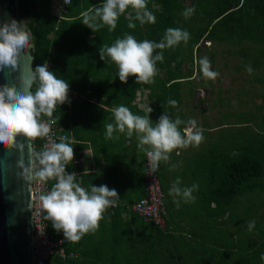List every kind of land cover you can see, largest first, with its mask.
I'll use <instances>...</instances> for the list:
<instances>
[{"label": "clouds", "instance_id": "clouds-1", "mask_svg": "<svg viewBox=\"0 0 264 264\" xmlns=\"http://www.w3.org/2000/svg\"><path fill=\"white\" fill-rule=\"evenodd\" d=\"M64 3L70 6L72 0H64ZM195 12V7H188L182 15L188 19ZM80 16L81 23L93 33L104 27L109 32L114 31L121 16H125L127 27L133 30L137 28V22L141 26L156 23L155 14L148 8V0H101L82 11ZM190 39L189 31L173 27L167 28L159 41H138L126 32L111 46H100L99 54L101 60L117 66L122 83L126 84L129 77H135L137 84H154L158 71L156 65L163 62L164 50L179 47L181 43L186 46ZM35 49L36 38L29 21L0 18V73L6 77L0 83V146L9 157L16 154L12 164L0 160V171L14 172L16 178L24 182L26 200L23 211H30L35 216L39 207L44 219L51 222L58 234H63L64 240L78 242L85 234L99 228L105 211L118 203L120 195L106 184H91L86 189L82 186V178L75 171H68L74 160L73 142L66 135L53 139L51 125L59 120V117L53 119L58 106L70 103V85L49 69L47 61L32 67ZM198 64L206 80H215L219 75L212 70L206 56L201 57ZM246 68L249 73L253 71L251 66ZM168 104L176 106L177 101L169 99ZM112 116L114 123H104L106 139L118 140L119 135L114 133L125 134L127 138L135 134L137 147L146 153L150 173H156L162 162L167 164L174 150L199 146L204 139L195 120L185 121L179 115L173 118L167 111L155 124L150 116L134 114L124 105L112 109ZM181 125L185 127L181 129ZM37 139L47 142L38 148ZM48 181H53L50 189L40 194L37 200L34 186ZM198 190V184L182 186L178 177L168 194L179 207L181 202H194V193ZM247 227L252 231L255 221H249Z\"/></svg>", "mask_w": 264, "mask_h": 264}, {"label": "trees", "instance_id": "trees-1", "mask_svg": "<svg viewBox=\"0 0 264 264\" xmlns=\"http://www.w3.org/2000/svg\"><path fill=\"white\" fill-rule=\"evenodd\" d=\"M153 1L162 6L161 11L154 12L155 24L141 26L137 22V28L133 30L127 27L125 16H121L114 31L109 32L107 27H104L93 33L86 26L77 32L74 28H78L77 22H81L78 21L81 19L80 13L99 4L101 0H72L68 13L60 23L51 15V0H30L36 26L33 32L36 36L33 67L47 61L49 69L70 85V103L58 106L53 117V119L59 117V120L55 121L62 127L66 136L70 137L71 133L77 131L86 108L93 106L89 99L113 95L129 102L141 89L148 91L149 98L157 99L155 107L157 120L164 111L174 118L180 98L179 80L191 78L178 77L181 64L179 56L184 54V49L188 47L191 48L189 50L191 54L201 39L230 43L250 42L261 46L260 57L264 58V0H194L193 7L196 8L197 20H205V25L196 29L189 27L192 28L193 38L188 44L185 46L181 43L179 47L165 49L163 62H157L156 65L157 68H163L174 62V71H167L165 80L158 81L155 78L154 84H137L135 77H129L126 84L122 83L118 77L117 66L100 59L99 48L103 44L111 46L126 32L134 35L138 41L144 39L159 41L167 28H177L173 8L178 0ZM79 32H82V36L77 34ZM50 34L52 37L48 38ZM243 56L245 58L247 52H244ZM242 65H246V60H243ZM169 99L176 100V106H170ZM260 125V134H254L255 136L250 139L243 138L237 155L223 160L219 167H215L214 161L210 162L206 179L207 199L204 204L208 207L212 202L215 208L212 209L211 216H205L204 228H189L190 230L184 232L182 237L172 235L169 228L168 194L161 186L162 192L166 194L163 201L167 214L166 226L160 229L144 222L157 231L150 235L149 241L144 240V254L137 249L135 256L127 264H264V259H261L264 255V229L258 230L259 234L256 236L259 239L258 244L247 236L241 245V241L239 243L232 240L231 235H228L231 232L227 234L223 231V238H216V235L211 234V230L215 228L208 222L214 217L213 224L219 225L217 219L222 213L225 214V211L230 219L237 218L238 214L234 213L239 205H246L248 208L245 213H249L253 202L250 198H245V195L264 192V120ZM35 143L38 148L41 146L40 140H36ZM52 183L53 181L49 182V188ZM143 191L145 195L144 186ZM47 222L53 231L51 222ZM195 224L196 227L202 225L199 221ZM185 235L189 237L185 238ZM66 251L72 252L69 244L66 245ZM135 258L142 260L137 262ZM47 264L82 263L74 258L63 260L53 256Z\"/></svg>", "mask_w": 264, "mask_h": 264}, {"label": "crops", "instance_id": "crops-1", "mask_svg": "<svg viewBox=\"0 0 264 264\" xmlns=\"http://www.w3.org/2000/svg\"><path fill=\"white\" fill-rule=\"evenodd\" d=\"M88 38L90 39L91 35ZM141 90L142 92L138 91L136 97L129 102L113 95L89 99L93 106L86 108L77 131L71 133L74 160L68 171H75L78 177L82 178V186L86 189H89L91 184H106L110 189H116L120 195L118 203L105 211L104 218L95 232L85 234L78 242L69 241L73 258L82 264H127L133 259L137 249L144 254V240L149 241L150 235L157 231L140 220L132 209L133 204L144 195L145 152L137 147L135 134L132 138H127L125 134L114 133L119 135L118 140L106 139L104 128V123H114L112 109L120 105L129 107L134 114L150 116L154 124L157 122V99L149 98L148 91ZM149 108L153 111L149 112ZM194 152L191 158L190 146L186 149H176L171 153L169 162H162L158 169L160 184L167 194L178 177L182 186L199 185V190L194 193V202H181L177 207L173 198L169 194L167 196L169 228L172 230L171 234L178 237L184 236V232L190 230L189 228H204L205 216H211L212 209L215 208L212 202L208 207L204 204L207 199L205 180L210 163L205 161L198 164ZM163 195L165 199L166 194ZM225 215H228L227 211ZM213 218L208 221L211 227ZM222 219L223 213L217 219L219 224L224 223ZM196 221L202 225L196 227ZM216 228H219L222 234L225 227ZM188 237L189 235H185V238ZM134 260L138 262L142 259Z\"/></svg>", "mask_w": 264, "mask_h": 264}, {"label": "rangeland", "instance_id": "rangeland-1", "mask_svg": "<svg viewBox=\"0 0 264 264\" xmlns=\"http://www.w3.org/2000/svg\"><path fill=\"white\" fill-rule=\"evenodd\" d=\"M193 1L178 0L173 8L176 27L186 29L190 34L192 28L196 29L206 23L205 20H197V12L188 19L182 15L186 8L193 7ZM148 8L153 13L162 10V6L153 0H148ZM50 12L56 17L57 23H60L68 13V8L60 14L62 18H58L51 8ZM77 27L74 28L76 32L83 29L84 25L77 22ZM77 34L82 36V32ZM51 37L52 34L48 36ZM190 49H184V54L179 56L181 64L178 77L191 78L179 80L180 98L175 116L179 115L185 121L195 120L202 131L204 139L201 144L190 146L191 158L195 151L198 164L214 161L215 167H219L223 160L238 154L243 138L250 139L261 132L260 124L264 120V58L260 57L261 46L250 42L230 43L201 39L191 54ZM244 52H247L245 58ZM205 56L210 60L212 70L219 74L215 80H206L200 72L198 60ZM243 60H246L245 66L242 65ZM174 64L172 62L168 66L157 68L155 78L158 81L165 80L167 71H174ZM246 66H251L253 71L249 73ZM180 127L183 129L185 125ZM245 196L253 202L249 213H245L248 208L246 205H239L234 213L238 214L237 218L230 219L229 214H223L222 220L225 222L213 224L215 229L211 230L216 238H223V233L216 227H225L223 231L227 234L231 232L228 235H231L232 240L239 243L241 241V245L247 236L259 243L256 236L259 234L258 230L264 229V192H253ZM253 220L255 228L248 231V222Z\"/></svg>", "mask_w": 264, "mask_h": 264}, {"label": "water", "instance_id": "water-1", "mask_svg": "<svg viewBox=\"0 0 264 264\" xmlns=\"http://www.w3.org/2000/svg\"><path fill=\"white\" fill-rule=\"evenodd\" d=\"M8 17L29 21L34 32L35 15L30 0H0V18ZM5 79L0 73V83ZM15 159V153L9 157L0 146V160L12 164ZM10 196L13 199H9ZM25 200L24 182L17 179L14 172L0 171V264H34L33 226L31 212L23 211Z\"/></svg>", "mask_w": 264, "mask_h": 264}, {"label": "built area", "instance_id": "built-area-1", "mask_svg": "<svg viewBox=\"0 0 264 264\" xmlns=\"http://www.w3.org/2000/svg\"><path fill=\"white\" fill-rule=\"evenodd\" d=\"M69 7L64 3V0H51V9L53 12L57 13V17ZM49 64V63H48ZM47 119V118H45ZM51 133L53 134V139L58 140L63 133L62 127L55 123L51 125ZM40 140V139H37ZM41 146L46 140H40ZM147 156L145 153V163H144V188L145 195L137 200L132 209L136 215H138L143 222L154 225L157 228H165V223L167 219L166 209L164 205V195L162 192L161 184L158 178V171L156 173H150L147 168ZM49 182L38 183L34 186V192L38 200L40 194L45 193L49 188ZM31 220L33 226V258L34 264H47L53 256H58L65 260L68 258H73V253H67L66 245L69 241L64 240L63 234H58L55 230H50L49 223L44 219V214L37 207L35 216L31 212Z\"/></svg>", "mask_w": 264, "mask_h": 264}]
</instances>
